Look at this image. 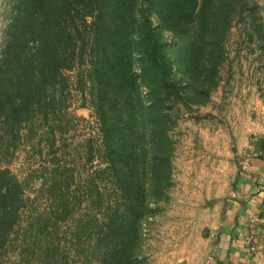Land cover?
Here are the masks:
<instances>
[{
	"label": "rangeland",
	"instance_id": "374dc122",
	"mask_svg": "<svg viewBox=\"0 0 264 264\" xmlns=\"http://www.w3.org/2000/svg\"><path fill=\"white\" fill-rule=\"evenodd\" d=\"M218 1L208 0L209 13ZM18 2L0 0V61L12 38ZM219 16L198 18L188 26L189 35H194L206 21L211 43H196L201 52L191 60H184V41L165 29L163 39L173 61L167 81L172 87L164 84L168 74L161 72L143 79L145 113L138 115L142 146L150 150L148 158L154 153L170 157L172 183L158 192L151 159L146 158L138 187L149 193L152 209L139 222V249L130 253L138 260L123 256L118 263L112 256L104 261L105 236L128 200L106 158L92 51L96 15L88 10L75 15L82 33L77 56L63 70L68 86L59 90V112L35 114L33 123H24L21 130L2 131L6 137L0 144V169H9L19 180L24 200L20 229L16 226L11 237L17 244L3 249L0 264L218 263L214 257L226 202L237 197V182L247 187L255 162L264 161V0H233ZM152 19L159 26L157 14ZM140 65L138 61V73ZM152 114L157 115L154 124ZM162 114L163 119L158 117ZM153 131H165L171 150L155 145ZM58 166L71 169L65 197L49 191ZM240 194L244 199L251 195ZM62 200L70 205L66 219L60 218L66 209L59 206ZM35 219H52L55 224L46 242L27 252L23 230ZM251 227L250 244L264 261V209ZM114 237L116 244L119 238L116 233Z\"/></svg>",
	"mask_w": 264,
	"mask_h": 264
},
{
	"label": "trees",
	"instance_id": "16d2710c",
	"mask_svg": "<svg viewBox=\"0 0 264 264\" xmlns=\"http://www.w3.org/2000/svg\"><path fill=\"white\" fill-rule=\"evenodd\" d=\"M208 4V0L18 2L12 38L7 42L0 61V144L6 137L2 134L3 129L7 132L15 128L21 130L24 123H33L35 114L48 116L51 112L54 115L59 112V90L64 91L68 86L63 70L69 68L77 56L78 40L82 33L75 15L87 10L96 15L92 26V51L96 58L94 73L99 83L97 103L106 158L128 200L122 214L110 222V232L105 236L107 248L103 253L104 261L111 256L118 263L123 260V256L130 262L138 260L136 256L130 257V253H136L139 249V222L146 211L152 209L147 198L149 193L143 191V187H138L143 180L140 169L147 162V153L150 152L142 146L144 133L138 117L145 113L144 98L140 93L143 79L156 72L166 75L172 70L173 61L168 56L167 42L163 39L165 29L184 41V60H191L201 52L196 43L200 42L201 46L204 42L211 44L207 38L209 32L205 27L206 21L202 24L204 28L194 35H189L188 26L198 18H219L224 7L232 5L233 0H219L218 7L212 13L207 11ZM154 14L160 19L159 26L154 25ZM214 45L220 48L219 43ZM138 54L140 57H137ZM138 61L143 63L139 67L140 73L137 72ZM167 80H170L169 74L168 79L163 78V82L172 87V83L169 84ZM158 117L163 119L165 116L162 114ZM156 118L157 115H151L152 124ZM164 132H151L152 140L162 150H171L170 140ZM19 134L17 139L21 138ZM152 158H148L153 166L151 178L159 184V192L161 188L171 186V161L170 157L157 153ZM70 171L58 166L54 171L57 177L49 191L65 197L64 183L69 179L66 175ZM23 200V188L19 180L9 169H0V254L6 246L16 243L11 237L14 231L17 232L16 226L20 229ZM59 206L66 208L60 217L66 219L71 213L67 211L70 205L62 200ZM54 224L52 219H35L31 222L23 230L22 243L27 245L25 250L31 252V247L46 242L45 238L52 234L50 226ZM114 233L119 238L116 244L112 241L115 239Z\"/></svg>",
	"mask_w": 264,
	"mask_h": 264
},
{
	"label": "crops",
	"instance_id": "0c3cea01",
	"mask_svg": "<svg viewBox=\"0 0 264 264\" xmlns=\"http://www.w3.org/2000/svg\"><path fill=\"white\" fill-rule=\"evenodd\" d=\"M251 178L247 180V187L244 181L237 182V197L226 202L225 220L214 257L217 264H264L262 253L249 241L252 223L264 209V161L261 159L255 162ZM245 192L251 195L244 199L240 193Z\"/></svg>",
	"mask_w": 264,
	"mask_h": 264
}]
</instances>
